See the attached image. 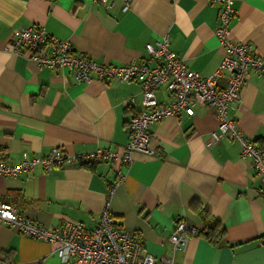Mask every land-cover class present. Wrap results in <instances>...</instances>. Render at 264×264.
I'll list each match as a JSON object with an SVG mask.
<instances>
[{"label":"crops","instance_id":"obj_1","mask_svg":"<svg viewBox=\"0 0 264 264\" xmlns=\"http://www.w3.org/2000/svg\"><path fill=\"white\" fill-rule=\"evenodd\" d=\"M121 7L120 0L110 8L95 0H0V150L7 163L52 149L69 155L98 149L122 153L126 121L143 110L136 82L81 83L65 68H37L25 56L13 55L14 30L42 27L76 54L117 67L148 61L145 45L166 36L188 70L206 78L218 67V4L132 0L128 11ZM232 8L231 38L248 44L264 66V0H233ZM217 85L224 87V80ZM155 96L160 104L169 101L163 87ZM228 117L264 150L262 75L249 72ZM215 129L214 113L205 108H195L193 116L165 118L149 130L154 155L134 154L128 166L89 162L0 177V202L43 227L71 221L88 229L98 224L108 202L119 227L154 258L174 264H264V187L251 163L241 159L236 141L225 136L210 144ZM118 174L123 179L109 195ZM179 221L193 232L186 234L184 250L175 251L169 237ZM215 224L213 241L201 235ZM0 262L64 264L51 244L1 223Z\"/></svg>","mask_w":264,"mask_h":264},{"label":"built area","instance_id":"obj_2","mask_svg":"<svg viewBox=\"0 0 264 264\" xmlns=\"http://www.w3.org/2000/svg\"><path fill=\"white\" fill-rule=\"evenodd\" d=\"M95 1L110 8L114 0ZM209 1L220 6L215 36L222 49V59L206 78L186 68L184 61L169 49L166 36L145 45L148 61L117 67L98 64L76 54L71 45L47 35L42 27L12 31L9 51L13 55L25 56L37 68H65L81 83L93 79L138 83L143 110L126 121L128 141L122 153L98 149L92 153L69 155L60 149H52L45 156L29 157L22 154L19 161L9 164L0 150V177L15 178L33 171L35 167L50 172L55 168L89 162L128 166L134 154L154 155L149 147V130L155 123L169 117L178 118L181 114L193 116L195 108H205L214 113L216 121V129L210 134V144L217 143L225 136L236 141L240 146L241 159L251 163L264 187V150L246 139L228 117V108L239 100V92L249 72L254 71L264 78L263 60L248 44L235 42L231 38L229 23L234 17L233 0ZM120 2L121 11L126 12L132 0ZM220 79L224 80L222 88L217 85ZM160 87L169 94V101L164 105L158 103L155 96ZM122 179V176L118 177L109 189V195ZM0 223L12 227L27 238L51 244L54 253L64 264H174L169 258H154L144 253L140 241L132 233L122 230L113 219L108 202L99 215L98 224L92 229L71 221H65L58 228L43 227L5 202H0ZM189 232L193 230L185 222L176 224L174 233L169 237L175 251L184 250L186 234Z\"/></svg>","mask_w":264,"mask_h":264},{"label":"trees","instance_id":"obj_3","mask_svg":"<svg viewBox=\"0 0 264 264\" xmlns=\"http://www.w3.org/2000/svg\"><path fill=\"white\" fill-rule=\"evenodd\" d=\"M216 229H217V225L216 224L213 227H211V228L210 227H206V229L203 232H201V235H203L208 240L213 241L215 236H216V234H214ZM217 235H222V233L217 234Z\"/></svg>","mask_w":264,"mask_h":264}]
</instances>
